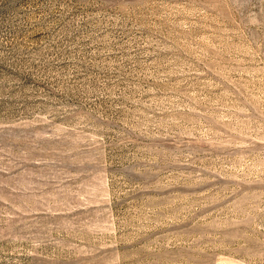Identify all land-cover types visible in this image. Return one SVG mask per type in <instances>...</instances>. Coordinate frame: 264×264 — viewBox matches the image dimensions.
<instances>
[{
  "label": "rangeland",
  "instance_id": "rangeland-1",
  "mask_svg": "<svg viewBox=\"0 0 264 264\" xmlns=\"http://www.w3.org/2000/svg\"><path fill=\"white\" fill-rule=\"evenodd\" d=\"M0 264H264V0H0Z\"/></svg>",
  "mask_w": 264,
  "mask_h": 264
}]
</instances>
